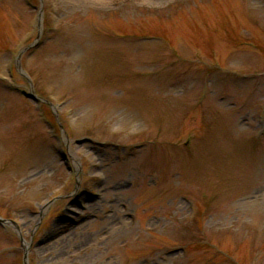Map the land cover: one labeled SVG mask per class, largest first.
Segmentation results:
<instances>
[{
    "label": "rangeland",
    "instance_id": "374dc122",
    "mask_svg": "<svg viewBox=\"0 0 264 264\" xmlns=\"http://www.w3.org/2000/svg\"><path fill=\"white\" fill-rule=\"evenodd\" d=\"M0 215L29 264H264V0H0Z\"/></svg>",
    "mask_w": 264,
    "mask_h": 264
},
{
    "label": "water",
    "instance_id": "95a60500",
    "mask_svg": "<svg viewBox=\"0 0 264 264\" xmlns=\"http://www.w3.org/2000/svg\"><path fill=\"white\" fill-rule=\"evenodd\" d=\"M26 95L29 96L30 98H33L34 100H38V97H37L33 92H31V93H27ZM0 222L12 223L17 229H19V228H18V225H17L16 222L13 221V220H6V219H3V218L0 217ZM20 239H21L22 246H23V249H24L23 262H24V264H27L28 245H26V244L24 243V239H23L22 237H20Z\"/></svg>",
    "mask_w": 264,
    "mask_h": 264
}]
</instances>
